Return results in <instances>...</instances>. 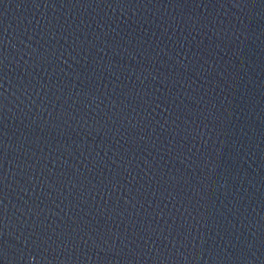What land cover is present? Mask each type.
Here are the masks:
<instances>
[{
  "label": "water",
  "instance_id": "95a60500",
  "mask_svg": "<svg viewBox=\"0 0 264 264\" xmlns=\"http://www.w3.org/2000/svg\"><path fill=\"white\" fill-rule=\"evenodd\" d=\"M0 264H264V0H0Z\"/></svg>",
  "mask_w": 264,
  "mask_h": 264
}]
</instances>
